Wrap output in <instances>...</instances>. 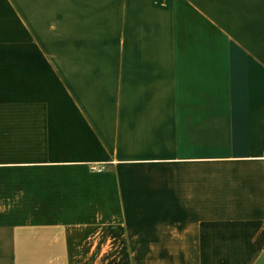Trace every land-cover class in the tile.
Wrapping results in <instances>:
<instances>
[{"label": "crops", "instance_id": "1", "mask_svg": "<svg viewBox=\"0 0 264 264\" xmlns=\"http://www.w3.org/2000/svg\"><path fill=\"white\" fill-rule=\"evenodd\" d=\"M0 264H264V0H0Z\"/></svg>", "mask_w": 264, "mask_h": 264}, {"label": "rangeland", "instance_id": "2", "mask_svg": "<svg viewBox=\"0 0 264 264\" xmlns=\"http://www.w3.org/2000/svg\"><path fill=\"white\" fill-rule=\"evenodd\" d=\"M104 255H105V254H104ZM104 255H102V257H103Z\"/></svg>", "mask_w": 264, "mask_h": 264}]
</instances>
